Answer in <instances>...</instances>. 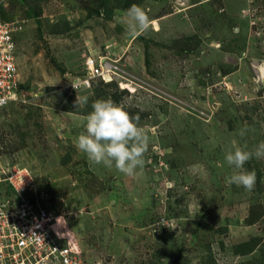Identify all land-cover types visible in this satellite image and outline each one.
Here are the masks:
<instances>
[{
    "label": "rangeland",
    "instance_id": "1",
    "mask_svg": "<svg viewBox=\"0 0 264 264\" xmlns=\"http://www.w3.org/2000/svg\"><path fill=\"white\" fill-rule=\"evenodd\" d=\"M134 5L148 25L129 35ZM0 14L21 80L0 155L35 173L83 264H264V158L244 165L251 191L227 184L225 161L233 141H264V0H0ZM101 56L113 80L89 78ZM108 98L148 136L131 176L76 147Z\"/></svg>",
    "mask_w": 264,
    "mask_h": 264
},
{
    "label": "built area",
    "instance_id": "2",
    "mask_svg": "<svg viewBox=\"0 0 264 264\" xmlns=\"http://www.w3.org/2000/svg\"><path fill=\"white\" fill-rule=\"evenodd\" d=\"M16 29L15 22L0 14V109L21 89ZM88 68L89 78L110 81L119 74L106 56L90 59ZM38 193L35 173L0 155V264H83L80 253L59 233L61 214Z\"/></svg>",
    "mask_w": 264,
    "mask_h": 264
},
{
    "label": "clouds",
    "instance_id": "3",
    "mask_svg": "<svg viewBox=\"0 0 264 264\" xmlns=\"http://www.w3.org/2000/svg\"><path fill=\"white\" fill-rule=\"evenodd\" d=\"M147 25L148 17L144 10L134 5L128 13L129 35L145 30ZM80 103L86 104L87 99L81 101L77 96L76 105ZM91 107L92 111L84 118V130L76 138V147L96 164L114 165L119 172L133 175L138 167L143 166V156L148 149V136L139 125V117L130 115L122 103L111 98L97 99ZM246 149V145L241 147L233 141L227 150L225 161L236 171L226 182L251 191L255 186L256 173L245 169L244 165L253 157L264 158V141L254 152Z\"/></svg>",
    "mask_w": 264,
    "mask_h": 264
}]
</instances>
